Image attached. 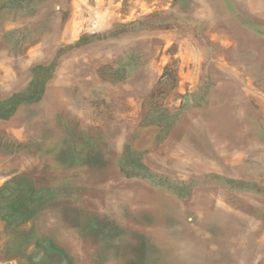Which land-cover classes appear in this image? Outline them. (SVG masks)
Here are the masks:
<instances>
[{"label":"rangeland","instance_id":"374dc122","mask_svg":"<svg viewBox=\"0 0 264 264\" xmlns=\"http://www.w3.org/2000/svg\"><path fill=\"white\" fill-rule=\"evenodd\" d=\"M0 264H264V0H0Z\"/></svg>","mask_w":264,"mask_h":264}]
</instances>
